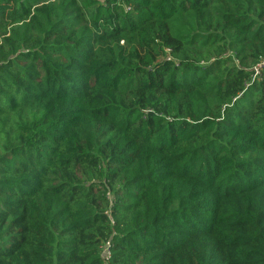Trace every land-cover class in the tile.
<instances>
[{
	"label": "trees",
	"instance_id": "16d2710c",
	"mask_svg": "<svg viewBox=\"0 0 264 264\" xmlns=\"http://www.w3.org/2000/svg\"><path fill=\"white\" fill-rule=\"evenodd\" d=\"M262 59L264 0H0V264H264Z\"/></svg>",
	"mask_w": 264,
	"mask_h": 264
},
{
	"label": "built area",
	"instance_id": "2783aa9c",
	"mask_svg": "<svg viewBox=\"0 0 264 264\" xmlns=\"http://www.w3.org/2000/svg\"><path fill=\"white\" fill-rule=\"evenodd\" d=\"M263 67H264V59H262L260 61V63H258L257 69H260V68H263ZM105 251H106V258H109L110 255H111L109 243L106 245Z\"/></svg>",
	"mask_w": 264,
	"mask_h": 264
}]
</instances>
